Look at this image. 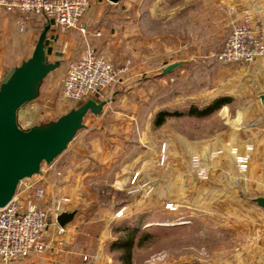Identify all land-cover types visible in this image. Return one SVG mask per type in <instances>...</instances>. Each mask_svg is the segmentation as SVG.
<instances>
[{"label": "rangeland", "instance_id": "374dc122", "mask_svg": "<svg viewBox=\"0 0 264 264\" xmlns=\"http://www.w3.org/2000/svg\"><path fill=\"white\" fill-rule=\"evenodd\" d=\"M122 1L127 5L116 6L115 15L128 7L131 18L116 17L112 23H128L138 57L116 63L99 53L128 71L121 84L104 91L109 101L100 114L89 113L85 124L140 125L137 131L148 159L126 184L98 174L89 179L84 195L88 206L74 221L75 238L69 243L66 234L60 249L71 245L84 264H122L123 250L113 244L135 231L132 264H264V218L252 212L253 199L264 196V125H246L230 106L231 74L250 63L216 58L233 19L250 9L238 10L229 0ZM90 9L91 5L83 15L86 33L80 39L89 36ZM6 11L41 24L33 33V52L44 17ZM186 17L189 27L183 25ZM88 48L94 47L85 51ZM154 50L157 67L145 65L150 80L131 96L120 97L117 91L134 71L136 60L148 63ZM171 61L184 62L185 68L163 74L162 68ZM59 70L49 74L44 91L20 112V124L26 119L46 123L79 106L60 92L49 97L47 86L63 72ZM216 98L227 101L215 106ZM194 108L211 110L197 115L191 112ZM163 111L171 115L158 125ZM149 139L154 157L157 149L156 166L150 165ZM250 146L249 167L242 171L232 151L245 152ZM195 159L201 171L193 165ZM34 179L39 175L28 181Z\"/></svg>", "mask_w": 264, "mask_h": 264}, {"label": "crops", "instance_id": "0c3cea01", "mask_svg": "<svg viewBox=\"0 0 264 264\" xmlns=\"http://www.w3.org/2000/svg\"><path fill=\"white\" fill-rule=\"evenodd\" d=\"M123 2L122 0L117 3H112L109 0H93L86 17L90 33L88 37L81 39L75 36L74 32L57 29L48 18L42 16L44 17L42 32L48 28L49 44L46 47V54L50 61L59 63L57 67L60 69L59 72L63 71L59 76L53 77L48 84L49 97H52L54 91L61 93V81L66 72L68 61L80 58L89 46L94 47L98 53L116 63H124L130 57L134 59L138 57L136 51L138 44L129 38L131 32L128 23L120 26L112 23L116 17L125 18V21L131 18L130 14L132 13L128 7L127 9H118V12L121 13L115 15L116 6L122 8V5L124 7L127 5ZM229 2L231 5H235L238 10L243 7L249 8L254 17L264 19V0H229ZM185 23L189 27L187 17L186 21L183 18V25ZM40 27L41 24L36 21L31 22V19L23 18L20 14L9 13L0 8V85L11 68L19 66L32 55L33 33ZM95 31H100L101 34L94 35ZM158 62L156 50L152 53L148 63L137 59L134 71L130 73L121 90L117 91L120 97L131 96L134 91H137L139 85L150 80L145 65H149L152 69L151 66L155 64L156 66H154L157 67ZM174 63H179V66L168 74L185 68L184 62L171 61L164 65L162 73L164 68ZM231 75V108L236 110L237 117L246 125H264V59L243 65ZM133 82L135 85H131ZM44 84L45 81L40 92L42 89L44 91L46 87ZM217 105L221 106L222 103ZM139 128L140 125H86V128L81 130L70 143L68 149L40 173L39 179L46 188L47 198L56 194L71 199L67 205V211H75L76 215L70 225L68 224L66 227L69 243L76 235L74 221L79 210L84 209V205L88 206L84 195L90 185L89 179L98 174L120 179L122 183L126 184L134 173L143 170V161L148 158L146 153L144 155L142 133L137 131ZM149 142L150 165L153 166L152 163L155 162L156 166L157 149H155L154 157L152 140ZM171 198L174 199V196ZM252 212L260 214L264 218V209L256 203L252 207ZM70 246L68 245L64 250H49L41 257L32 256L18 264H84L79 253Z\"/></svg>", "mask_w": 264, "mask_h": 264}, {"label": "built area", "instance_id": "2783aa9c", "mask_svg": "<svg viewBox=\"0 0 264 264\" xmlns=\"http://www.w3.org/2000/svg\"><path fill=\"white\" fill-rule=\"evenodd\" d=\"M92 1L0 0V8L26 16L42 15L57 29L74 32L79 37L86 33L82 18ZM216 58L223 63H253L264 59V19L254 17L251 10L233 19L231 33ZM127 71V67L116 66L94 48H88L80 58L69 61L61 81L62 97L77 104L93 98L107 103L109 99L104 91L121 84ZM32 125L28 119L21 124L23 128ZM251 148L247 147L245 152L232 151L242 171L249 167ZM51 164H43L42 171ZM193 165L201 171L197 159ZM28 179L19 184L14 198L0 207V264H18L66 244V228L59 224L58 217L67 211L71 199L56 194L47 198L40 180Z\"/></svg>", "mask_w": 264, "mask_h": 264}, {"label": "water", "instance_id": "95a60500", "mask_svg": "<svg viewBox=\"0 0 264 264\" xmlns=\"http://www.w3.org/2000/svg\"><path fill=\"white\" fill-rule=\"evenodd\" d=\"M47 31L48 28L40 34L32 55L11 68L0 85V207L14 198L23 180L40 174L43 164L53 163L68 149L77 134L86 128L85 118L89 113L98 115L106 105L105 101L88 99L55 120L29 128L21 126V109L40 96L44 81L59 66L46 54ZM178 66L179 63L171 64L163 73ZM253 201L264 209L263 195ZM75 215V211H65L59 215L58 222L66 227Z\"/></svg>", "mask_w": 264, "mask_h": 264}, {"label": "trees", "instance_id": "16d2710c", "mask_svg": "<svg viewBox=\"0 0 264 264\" xmlns=\"http://www.w3.org/2000/svg\"><path fill=\"white\" fill-rule=\"evenodd\" d=\"M95 101L98 102V99L93 98ZM224 101L227 100H223V99H218L214 105L218 106L217 104L223 103ZM100 102V101H99ZM82 103H79V105ZM212 108H214L213 105H211ZM211 110V108H207L204 110H200L197 108H194L191 110V112L193 114H197V115H204V113H208ZM160 116L158 117L157 120V124L160 125L164 122L166 116L171 115L169 112L163 111L159 114ZM135 231H131V233L129 234L127 239H120L118 242H116L115 244H113V248L116 247L120 250H123V256L120 258V260L122 261V264H132V249H133V245H134V237H135Z\"/></svg>", "mask_w": 264, "mask_h": 264}]
</instances>
